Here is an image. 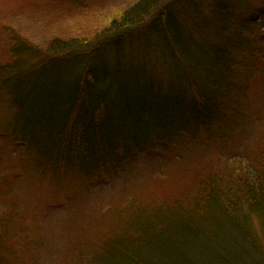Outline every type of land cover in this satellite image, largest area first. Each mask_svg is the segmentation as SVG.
I'll use <instances>...</instances> for the list:
<instances>
[{
	"label": "rangeland",
	"instance_id": "rangeland-1",
	"mask_svg": "<svg viewBox=\"0 0 264 264\" xmlns=\"http://www.w3.org/2000/svg\"><path fill=\"white\" fill-rule=\"evenodd\" d=\"M139 1L0 0V128L4 132L0 131V227L11 224V232L0 240L9 246V254L4 255V248L0 254L8 257L7 264H97L98 245H113L118 236L123 235L118 228L130 213L128 205L131 201L135 208L159 206L161 201L169 200L179 190L191 187L199 177L220 175L227 170L234 172L238 160L240 168L246 167L247 156L253 165H258L259 153L264 152V112L259 101L260 90L264 89V12L258 16L264 9V0H228L220 1L219 5L216 0H162L143 20L141 26L146 27V33H154L160 26L159 21L154 20L151 27L148 22L154 19L157 11L174 5L167 10V25L175 23L172 27H177V32L179 29L188 32L179 49L180 52L189 51L193 56L186 53L195 59L200 49L210 54L212 47L226 43V39L239 46L228 48L234 64L226 70L209 68L205 60L203 68L211 69V73L203 75L207 80H219L208 93L217 98L220 113L214 112L217 122L210 123L209 130L203 123L192 127L193 130L196 128L194 139L178 135L177 146L174 138L166 144V152H151L147 158L139 157L134 161L135 165L128 167L126 164L112 166L115 168L109 174L85 173L75 165L55 164L56 155L51 159L44 155L49 143L38 139L24 141V135L20 134L22 128L14 125L19 111L12 100V76L5 78L14 72V68L25 71L44 54L55 52L50 49L54 40L69 41L73 51L91 50L88 53L93 54L97 42L108 33L112 19ZM233 3L236 6H231L229 13L228 7ZM183 5L185 8L181 11ZM155 18L160 19L157 15ZM134 29L131 27L128 31ZM135 35L139 36V33L133 31L122 42L129 41L125 46H129L132 55L128 57L123 53L127 60L119 67L114 81L115 91L123 90V95L118 98L116 118H129L134 123L132 126L127 122L129 129L162 130L181 116V103L174 85L189 88L190 98L186 104L189 108L190 103L195 106L188 87L190 80L185 81L184 75L180 74L173 78L176 69L173 76L168 75L167 57L174 58L175 53L170 47L165 49L163 39L156 36L158 40L154 41L155 50L162 52L161 58L164 56L161 62V58L156 61L153 55L140 50L139 45L132 42L134 39H128ZM14 39L18 44L39 48L38 55L14 53ZM147 44L153 48L149 40ZM112 50L115 49L99 52L103 58H89L95 59L96 67L98 63H107L111 67L115 61L110 53ZM55 62L49 66L54 67ZM78 63L83 67L82 74L86 69L84 66L89 64L87 57L78 58ZM59 68L55 72L46 68L48 77L28 84L30 87L36 85L29 89L33 95L21 116L32 114L35 101L46 102L40 92L44 87L50 90V103L57 105V95H63L72 77L71 65ZM154 70L159 78H154L151 85L141 78L134 81V74L146 78ZM163 83H168L167 90ZM249 106L251 112L247 110ZM218 122L226 133L222 140H215L221 137L216 130ZM22 130L28 134L25 128ZM247 207L242 205V209ZM243 218L248 221L249 213L247 219L238 217V221L243 223L240 221ZM249 222V235L245 233L244 238H233V243L226 244L227 248L219 249L220 255L228 252L227 255L237 256L240 264H264V239L260 237L256 221ZM223 228L231 230L227 225ZM6 238H11L12 246ZM157 259L164 263L161 257Z\"/></svg>",
	"mask_w": 264,
	"mask_h": 264
},
{
	"label": "trees",
	"instance_id": "trees-1",
	"mask_svg": "<svg viewBox=\"0 0 264 264\" xmlns=\"http://www.w3.org/2000/svg\"><path fill=\"white\" fill-rule=\"evenodd\" d=\"M161 1L141 0L124 11L118 18H113L108 25V33L103 37V40L97 42L93 54L88 53L91 50L73 51L69 41L54 40V44L50 45V49L55 52L44 54L42 59L38 62H32L25 71H19L17 68L13 69L14 72L5 79L12 76V89L14 90L12 100L19 111V114L15 117L16 123L14 125L17 127L19 125L20 128H25L28 131V134H25L22 129L20 130V134L24 135V141L38 139L49 143V147L46 145L48 149L44 155L47 159H51V156L56 155L53 160L55 164L75 165L85 173L90 171L96 172V174H109V171L115 168L112 166L122 167L126 164L128 167L130 164L135 165L134 161L138 160L139 157L147 158V154L151 152H166V144H170V141L174 138H176L175 145L177 146L178 135L194 139L193 135L196 128L193 130L192 127L198 124L203 123L209 130L210 125H212L210 123L217 122L214 119V112L220 113L217 111L219 109L217 98H214V95L208 93V91L211 87L217 86L219 80L218 78L207 80L203 75L211 73V69L203 68L206 64L205 60L208 61L209 68L218 69L217 67H221L220 69L226 70V67L234 64L231 62L228 48L239 46L227 42L228 39H226V43L214 49L212 47L210 54L200 49L196 59L190 57V52L183 47L185 52H180L181 42L187 38L186 33L188 32L185 29H179V32H177V27H172L175 23L169 26L165 19L167 10L172 9L174 5L164 7L159 12L156 10L155 15L160 19H156L154 15L152 17L154 19L151 18L152 20L148 22V27L152 26L154 20L159 21L160 26L156 32L146 33V27L141 26L144 23L143 20L149 13L153 12L156 6L160 5ZM220 1L228 0H216V4H221ZM231 6H236V4L233 3L228 7L229 13ZM184 8L185 5L181 7V11ZM262 12H264V9L258 13V16ZM131 27L136 29L128 31ZM173 30H175V33H173ZM133 31L139 33V36H130L128 39L130 41L134 39L132 42L137 43L143 52L153 55L152 57L156 61L160 60L162 52L158 53L155 50L154 41L158 40L157 37L163 39L165 49L170 47L175 53L174 58L172 56L167 57L170 64L169 67L166 66L169 69L167 71L168 75L173 76L176 69L177 74L173 78L180 74L184 75L185 81L190 80L188 87H190L192 101L195 106L190 103L189 108L186 104V101H189L190 98L189 88L185 86L178 88L174 85L175 93L181 103V116L175 123L168 124L162 130L158 128L145 129L144 131L129 129L126 126L127 122L132 126L134 124L129 118L123 119L120 116L116 118V113L119 110L117 102L118 98L123 95V90L115 91L114 81L119 74V67L124 64L123 53L124 55L126 53L128 57L132 55L129 46H125L129 41L124 44L122 42ZM229 33L230 31H228ZM147 40L151 42L153 48L147 44ZM13 42L16 44L14 53L38 55L37 50L39 48L24 43L18 44L16 39ZM112 47L115 49L110 52L112 58H115L113 65L109 67L107 63L105 65L98 63L96 67L94 64L96 57L103 58L98 53L103 50L108 51ZM82 56L87 57L89 64L87 67L84 66L86 69L80 74L83 67H81V64L79 66L78 58ZM89 56L95 59L91 60ZM137 56H139L138 53ZM163 57L161 62L164 59ZM54 60L56 61L54 67H50L49 65ZM182 60H184V64ZM148 61L151 60L148 59ZM67 64L71 65L72 77L67 84L68 89L63 95H57V105L53 106L50 103V90L44 87L40 92L46 102L42 104V100L35 101L31 111L32 114L21 116L26 104L33 95L29 89L34 88L36 85L33 84L30 87L28 84L30 82L35 83L36 80L42 77H48L49 75L46 76L45 74L46 68H50L55 72L60 69L61 65L65 66ZM157 70L146 77L148 79L136 73L133 76L134 81L137 82L141 78L151 85L154 78L157 80L159 78L157 77ZM164 70L166 71V69ZM167 84L163 83L166 90ZM260 94H262L259 96V101L262 102L260 109L264 112V89L260 90ZM172 109H176V107H172ZM247 110L251 112L250 106ZM216 130L221 137H217L215 140L224 139L226 133L220 123L216 125ZM0 131L3 132L1 128ZM206 136L211 139L210 136ZM13 138L16 141L15 143L19 142L16 135L13 134ZM259 154L261 156L258 165H253L250 157L247 156L246 167L241 166L240 168L238 160V163L234 165L236 166L234 172L223 170L224 173L220 175H210L206 178L204 176L199 177L191 187L179 190L169 200L161 201L159 206L149 205L148 207L135 208L133 207V201H131L128 205L130 213L126 215V219L118 228L123 235L118 236L113 245L108 246V243L98 245L96 263L240 264L237 262L240 258L227 255L228 252L220 255V250L224 249V246L227 248L226 244L233 243V238H244L245 233L248 234V230H251L249 220L252 219L258 224L260 237L264 239V152ZM242 205L248 207L242 209ZM154 213L155 215H153ZM248 213L250 219L247 221L243 218L240 220L243 223H240L238 217L247 219ZM6 220L9 224L10 221ZM119 220L121 221V219ZM222 222H224L223 225H221ZM10 225H8L9 229L8 226L6 228L0 227V240L5 238L8 232H11ZM225 225L231 230L223 228ZM6 239L9 240L10 245L11 238ZM259 242L258 240V244ZM132 243L138 244L133 245ZM174 245H177V247L173 248ZM262 245H264V240H262ZM8 247L0 242V251L6 250L4 255L9 254ZM134 247L137 250H134ZM0 256V263L7 264L6 259L8 257L5 256L4 258L2 254ZM153 256L156 257L153 258ZM160 257L164 263L158 261L157 258Z\"/></svg>",
	"mask_w": 264,
	"mask_h": 264
}]
</instances>
